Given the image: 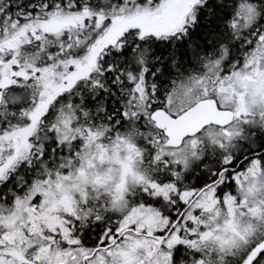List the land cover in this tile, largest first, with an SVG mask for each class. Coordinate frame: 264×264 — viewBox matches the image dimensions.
<instances>
[{
    "label": "snow or ice",
    "instance_id": "obj_1",
    "mask_svg": "<svg viewBox=\"0 0 264 264\" xmlns=\"http://www.w3.org/2000/svg\"><path fill=\"white\" fill-rule=\"evenodd\" d=\"M0 264H264V0H0Z\"/></svg>",
    "mask_w": 264,
    "mask_h": 264
}]
</instances>
